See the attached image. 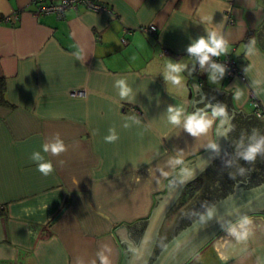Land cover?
I'll use <instances>...</instances> for the list:
<instances>
[{"label":"crops","instance_id":"0c3cea01","mask_svg":"<svg viewBox=\"0 0 264 264\" xmlns=\"http://www.w3.org/2000/svg\"><path fill=\"white\" fill-rule=\"evenodd\" d=\"M100 1L107 11L80 6L59 19L35 16L31 0H0V264H121L115 230L146 220L176 169L215 142L219 117L194 106L245 119L253 91L264 109V0ZM149 23L155 35L139 30ZM200 38L222 40L215 57L234 58L244 78L197 69L188 49ZM190 81L204 94L194 106ZM192 115L205 131L186 129ZM57 142L64 151H44ZM186 264H264V216L232 222Z\"/></svg>","mask_w":264,"mask_h":264},{"label":"water","instance_id":"95a60500","mask_svg":"<svg viewBox=\"0 0 264 264\" xmlns=\"http://www.w3.org/2000/svg\"><path fill=\"white\" fill-rule=\"evenodd\" d=\"M196 89L200 99L193 101ZM203 98L200 88L190 81L188 99L193 101V106ZM194 108L221 113L217 115L219 122L215 129V142L207 150L185 160L176 169L173 177L167 181L165 191L155 197L154 206L146 220H139L142 222L130 227L128 233L122 225L115 230L123 252L121 264H186L232 222L254 214L264 216V181L253 186H243L242 182H236L232 191L210 204L188 223L180 225L176 221L170 237L160 241L162 227L183 189L214 161L228 153L229 135L235 118V112L232 111L235 110L228 112L214 102L202 108Z\"/></svg>","mask_w":264,"mask_h":264},{"label":"flooded vegetation","instance_id":"af4514ba","mask_svg":"<svg viewBox=\"0 0 264 264\" xmlns=\"http://www.w3.org/2000/svg\"><path fill=\"white\" fill-rule=\"evenodd\" d=\"M264 117L234 118L229 135L228 153L222 155L201 175V187L191 198L192 202L178 217L184 224L194 219L205 206L227 193L236 182L253 186L264 181ZM259 146L253 159H246L251 147ZM203 179L205 182L203 183ZM204 185V186H203ZM202 186L206 187L205 193ZM174 231V228L171 230Z\"/></svg>","mask_w":264,"mask_h":264},{"label":"built area","instance_id":"2783aa9c","mask_svg":"<svg viewBox=\"0 0 264 264\" xmlns=\"http://www.w3.org/2000/svg\"><path fill=\"white\" fill-rule=\"evenodd\" d=\"M31 4L34 5L33 14L38 16L40 14H55L57 18L61 19L64 17L65 12L69 9L75 11L78 8L84 7L86 10L93 12L107 11L108 6L103 4L100 0H31ZM9 19V18H6ZM139 30L148 35H155L157 32V26L153 23H149L139 27ZM122 42H125V38H121ZM169 50L163 49L160 55H166ZM197 64L196 68L201 67L200 59L196 56ZM210 65H219L224 67L228 77L239 76L244 78L243 70H240L236 65L234 58L226 56L224 58H216L215 55L209 53V59L207 61ZM73 95H83V90H73ZM249 100L253 107V114L256 117H264V109H261L260 102L255 92L250 91Z\"/></svg>","mask_w":264,"mask_h":264},{"label":"clouds","instance_id":"9594fccd","mask_svg":"<svg viewBox=\"0 0 264 264\" xmlns=\"http://www.w3.org/2000/svg\"><path fill=\"white\" fill-rule=\"evenodd\" d=\"M218 50L222 51L223 50V41L222 40H217V39H210V40H205L204 38H200L197 40L191 47H189L188 52L190 54L196 55L200 59V63L203 65L205 62L208 61L209 59V53L216 55L218 54ZM170 68L173 69V71H179L180 66L178 65H169ZM222 71V69H221ZM169 79H172L174 82L178 83V79L176 77L169 76ZM122 85V90H121V96H126L128 94L129 89L127 87H123V82H120ZM223 110H221L222 112ZM221 113H214V115H219ZM178 117L179 113L173 115L170 117L173 123L178 122ZM209 122L204 119V117L199 116V115H192L189 116L185 127L186 129L192 133L193 135H196L198 132L205 131ZM110 139V138H109ZM64 144L62 142H57L51 145H44V151L48 152L51 151L52 154L57 155L64 151ZM259 150V146H254L251 147L248 151L247 156L245 157L246 159H253L254 154ZM37 159H42L39 157L38 154H36ZM38 170L42 172L43 174L47 175L49 174L53 169L52 165L50 162H45L42 163L38 166ZM246 235V233L244 234Z\"/></svg>","mask_w":264,"mask_h":264},{"label":"trees","instance_id":"16d2710c","mask_svg":"<svg viewBox=\"0 0 264 264\" xmlns=\"http://www.w3.org/2000/svg\"><path fill=\"white\" fill-rule=\"evenodd\" d=\"M4 93H5V81L3 78H0V105H7V101L5 99ZM200 187H201V178L198 177L183 189L182 195L177 201L175 206H179L180 203H182L181 205H184L186 200L188 201L189 199H191L194 196V194L200 189ZM171 234L172 231L166 232V229H162L160 235V241L166 240L168 237H170Z\"/></svg>","mask_w":264,"mask_h":264},{"label":"rangeland","instance_id":"374dc122","mask_svg":"<svg viewBox=\"0 0 264 264\" xmlns=\"http://www.w3.org/2000/svg\"><path fill=\"white\" fill-rule=\"evenodd\" d=\"M181 199H182V198H181ZM181 204H182V203H180L179 206H175V208H173V209L170 211L169 216H168V219H167V223H169V222L171 221L172 216L178 211V209H179V207H180Z\"/></svg>","mask_w":264,"mask_h":264}]
</instances>
